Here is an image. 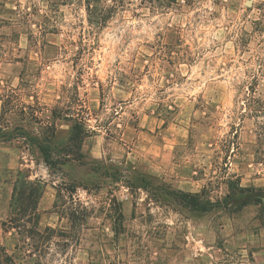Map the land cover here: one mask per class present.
<instances>
[{
    "label": "rangeland",
    "instance_id": "1",
    "mask_svg": "<svg viewBox=\"0 0 264 264\" xmlns=\"http://www.w3.org/2000/svg\"><path fill=\"white\" fill-rule=\"evenodd\" d=\"M105 3L108 17L92 23L84 0H0L1 126L23 127L27 137L57 131L61 141L70 118L88 130L77 182L90 193L75 195L92 213L79 241L51 239L44 263L264 264V246L233 239L264 227L260 205L240 208L264 188V0L164 11ZM20 143L11 145L21 161H37L36 147ZM67 168L47 179L63 187ZM15 180L0 169V245L19 258L9 224ZM179 189L214 203L190 210L173 199ZM110 192L122 200V224ZM52 210L44 223L76 231Z\"/></svg>",
    "mask_w": 264,
    "mask_h": 264
},
{
    "label": "trees",
    "instance_id": "2",
    "mask_svg": "<svg viewBox=\"0 0 264 264\" xmlns=\"http://www.w3.org/2000/svg\"><path fill=\"white\" fill-rule=\"evenodd\" d=\"M72 2L75 0H65ZM118 3H125L127 0H114ZM136 0H128L133 2ZM144 5H148L152 11H164L174 7L175 5L181 8L184 6H194L198 0H138ZM219 1V0H218ZM221 1V0H220ZM86 4V10L89 20L92 23H100L105 21L108 17L111 5L106 4L105 0H84ZM263 7V3L260 4ZM4 106V101H3ZM4 115V110L0 115V120ZM71 127L68 130V137L66 140L57 139V131H54L51 135L44 134L42 137L30 136L27 137V132L23 127H15L14 130L9 131L3 128L0 124V142L8 144H18L19 147L28 145V149L31 153L35 152V147L40 154L37 158V163L42 161L51 171L59 169L70 162L82 163L84 157L82 146L85 138L88 136V130L85 128L84 123L81 120L70 118ZM53 169V170H52ZM31 169L23 168L16 172V180L14 182L13 192L10 200V219L9 224L17 231L18 242L15 246V250L19 253V258L15 257L16 254H9L4 246L0 245V251L2 257L0 258V264H46L43 261V252L48 243H50L53 237H61L73 242L76 238L80 240L77 230L84 224L90 217L92 210L84 204L76 193L79 187H82L90 193V188L86 184L77 181H65L64 186H57V197L54 202L55 211L60 214V218L67 217L71 222V226L75 229V232H66L67 230L53 227V226H40V212L39 201L44 194L46 188V182L42 179H31ZM115 180L112 174L107 175ZM231 190L234 188L232 183L230 184ZM101 187V185H99ZM63 191V192H62ZM241 191L251 192L254 191L250 187H242ZM255 199L244 200L240 204V208H243L249 204H258L262 207L264 215V188L258 189ZM113 192H110L109 203L112 206L113 217L118 220L119 224L124 220L122 200ZM229 196V195H228ZM61 198V206H65L64 210H56L58 208V199ZM173 199L190 208V210L207 212L209 210L208 204L214 202H203L201 200V194L199 192H186L184 190H176L173 192ZM68 203V204H67ZM264 219V216H263ZM78 237V238H77ZM69 244V243H68ZM33 260V261H31Z\"/></svg>",
    "mask_w": 264,
    "mask_h": 264
},
{
    "label": "crops",
    "instance_id": "3",
    "mask_svg": "<svg viewBox=\"0 0 264 264\" xmlns=\"http://www.w3.org/2000/svg\"><path fill=\"white\" fill-rule=\"evenodd\" d=\"M2 111H3V99L0 97V115L2 114ZM171 147L173 149L174 145H172ZM0 156L4 157L3 163H0L1 171L5 170L9 172H17L19 169H23V166H27L31 168V175H30L31 179L39 178L46 182V188L44 194L39 201L40 226L43 228L46 226L55 227L54 226L55 224L44 223L46 216L49 215L52 216L55 214V212L52 209L54 207L56 194L52 192V190H50V187H52L53 190H56L57 184L50 183L49 180L47 179L48 175H50V169L47 166H45L43 162L40 161V163H37V161L36 160L34 161V159H31L27 163H23V161H21L22 151L15 145H11V144L1 145ZM67 167H68L67 171L69 176L68 179L70 181L83 180L82 171L85 170L84 164H80L77 162L74 163L70 162L67 164ZM12 192L9 198L10 200H11ZM263 233H264V227L258 229L256 232L255 231L252 232L251 234L244 233L243 231H241L237 235L233 234V239L235 242L236 240H238L240 247L243 248H247L248 246L263 247L264 246Z\"/></svg>",
    "mask_w": 264,
    "mask_h": 264
},
{
    "label": "water",
    "instance_id": "4",
    "mask_svg": "<svg viewBox=\"0 0 264 264\" xmlns=\"http://www.w3.org/2000/svg\"><path fill=\"white\" fill-rule=\"evenodd\" d=\"M251 3H252V2H251ZM251 3H250V4H251Z\"/></svg>",
    "mask_w": 264,
    "mask_h": 264
}]
</instances>
